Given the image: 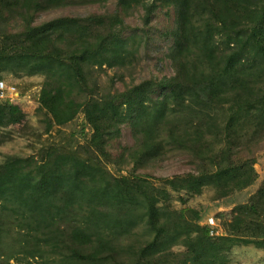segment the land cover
<instances>
[{"label":"trees","instance_id":"trees-1","mask_svg":"<svg viewBox=\"0 0 264 264\" xmlns=\"http://www.w3.org/2000/svg\"><path fill=\"white\" fill-rule=\"evenodd\" d=\"M116 1L125 7L143 4L148 7L146 19L150 18L153 5L149 7L144 0ZM169 1L178 22L174 33L178 59L175 74L156 83L163 90L161 97H148L139 84L133 99L125 100L126 111L117 101L101 97L79 101L89 89L85 66L123 65L129 51L126 40L113 30L120 22L117 15L99 19L94 28L92 17L87 23L75 16L36 22L41 9L63 0H0V71L21 68L46 75L39 101L51 125L70 121L83 108L93 129L91 144L103 152L110 136L118 135L120 124L131 119L140 135L131 153L134 157L159 158L166 145H171L197 163L191 171L164 178L174 190L196 194L210 185L225 196L257 177L254 157H244L238 150L245 148L246 138L264 136V0ZM10 10L19 16L14 19L19 22L16 29L1 22ZM20 113L17 105L0 103V124L16 122ZM22 160L15 157L0 167V209L19 212L27 220L29 232L38 239L35 254L41 256L42 247L60 254L68 242L72 252L62 262L101 264L110 259L112 264H126L118 258L121 252L115 243L126 231V219L111 217L102 209L110 197L123 199L119 188L123 179H116L113 189L110 180L102 182L101 169L76 157L48 174L45 168L29 169ZM54 187L64 188L69 196L62 200L50 197ZM141 195L145 224L156 237L134 252L139 260L165 255L182 243L187 254L180 264H227L234 244H264V237H213L202 228L183 241L179 237L159 241L166 232L159 198L147 190ZM237 209L234 226L244 223L248 212L264 217V183L249 203ZM72 210L81 215L78 223L60 230L59 221Z\"/></svg>","mask_w":264,"mask_h":264},{"label":"rangeland","instance_id":"rangeland-1","mask_svg":"<svg viewBox=\"0 0 264 264\" xmlns=\"http://www.w3.org/2000/svg\"><path fill=\"white\" fill-rule=\"evenodd\" d=\"M144 1L148 6L153 5L148 20L145 16L148 7L145 5L125 7L116 0H63L62 4L43 8L36 14V22L57 16H75L87 23L86 19L92 17L93 28L94 23L107 16L117 15L120 19L113 30L119 32L127 42L129 52L126 63L116 66H85L89 89L78 97L79 101L101 97L117 101L120 109L126 111L125 100L133 99L135 86L139 84L144 87L143 93L148 97H161L163 90L156 83L164 78L169 79L176 72L175 62L178 58L174 48V33L178 22L171 1ZM10 11L12 13L5 14L6 21L1 22L2 25L7 24L9 29H16L19 22L14 19L19 16ZM0 80L16 87L15 98L1 99L0 103L17 105L21 110L16 122L0 124V167L12 158L19 157L29 169L45 168L48 174L58 164L76 157L95 169H101L105 175L102 182L110 180L113 189L117 186L116 179H123L119 183L123 199L110 197L108 201H103L102 209L111 217L122 216L126 219V231L115 241L121 252L118 258L126 264L137 263L139 259L134 252L156 237V232L145 224L142 190L155 193L159 198L157 206L166 222V232L159 241L168 242L174 237L183 241L187 234L195 236L200 233L201 228L213 237H264V217H258L255 212H248L246 221L241 225L234 226L232 223L233 216L238 214V206L249 203L252 195L264 183V136L259 140L248 137L243 142L245 148L237 149L242 156H253L255 160L257 177L247 187L225 196H219L210 185L196 194L186 190L178 191L164 178L196 167L197 163L191 161L186 151L166 145L165 152L159 158L144 161L138 156L134 157L131 153L139 144L140 135L134 121L130 119L120 124L118 135L114 133L110 136L111 141L105 146L103 152L106 153H103L91 144L93 129L83 108L64 124H50V115L39 101L41 89L47 81L43 72H30L21 68L3 70L0 71ZM52 189L50 197L62 200L69 196L68 191L62 187ZM80 217L76 210H72L64 220L59 221L58 227L60 230L69 229L78 223ZM26 221L19 212L0 209V264H77L72 259L61 261L63 256L67 257L72 252L70 248L73 245L68 242L60 254L52 253L49 247H42L40 251L44 249L43 254L36 255L35 244L38 239L29 232ZM168 250L170 253L165 255L141 259L139 264H180L187 254L182 243ZM104 263L112 264L110 259ZM227 264H264V244H234L229 250Z\"/></svg>","mask_w":264,"mask_h":264},{"label":"built area","instance_id":"built-area-1","mask_svg":"<svg viewBox=\"0 0 264 264\" xmlns=\"http://www.w3.org/2000/svg\"><path fill=\"white\" fill-rule=\"evenodd\" d=\"M16 87L14 85H7L3 80H0V100H13Z\"/></svg>","mask_w":264,"mask_h":264}]
</instances>
